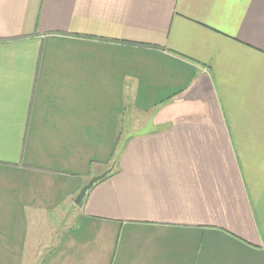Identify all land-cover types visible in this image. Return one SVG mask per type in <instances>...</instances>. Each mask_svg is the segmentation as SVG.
I'll list each match as a JSON object with an SVG mask.
<instances>
[{
    "label": "crops",
    "instance_id": "1",
    "mask_svg": "<svg viewBox=\"0 0 264 264\" xmlns=\"http://www.w3.org/2000/svg\"><path fill=\"white\" fill-rule=\"evenodd\" d=\"M0 264H264V0H0Z\"/></svg>",
    "mask_w": 264,
    "mask_h": 264
},
{
    "label": "water",
    "instance_id": "2",
    "mask_svg": "<svg viewBox=\"0 0 264 264\" xmlns=\"http://www.w3.org/2000/svg\"><path fill=\"white\" fill-rule=\"evenodd\" d=\"M111 170H106L104 171L103 173L101 174H98V175H95L93 176L84 186L83 188L81 189L80 193L78 194V196L76 197L75 199V204L79 205V206H82L83 204V201H84V198L87 194V192L93 187V185L95 183H97L98 181L104 179L108 173L110 172Z\"/></svg>",
    "mask_w": 264,
    "mask_h": 264
}]
</instances>
